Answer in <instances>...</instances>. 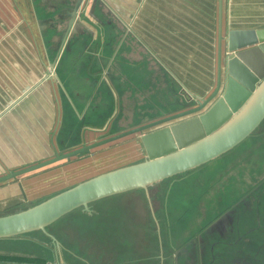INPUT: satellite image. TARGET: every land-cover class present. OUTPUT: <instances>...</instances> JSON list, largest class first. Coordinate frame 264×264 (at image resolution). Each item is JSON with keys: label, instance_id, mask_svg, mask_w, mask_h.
<instances>
[{"label": "crops", "instance_id": "1", "mask_svg": "<svg viewBox=\"0 0 264 264\" xmlns=\"http://www.w3.org/2000/svg\"><path fill=\"white\" fill-rule=\"evenodd\" d=\"M38 1L0 0V176L82 142H96L97 135L122 132L129 118L123 104L129 99L138 103L141 94L149 93V87L140 91V82L149 76L145 67L147 77L140 75L145 63L155 72L152 76L163 72L168 82L179 84L189 104L185 109L192 108L215 89L219 36L223 60L229 30L264 28V0H221L220 9L219 0H146L140 31L130 29L129 15L115 13L126 30H109L86 18L90 34H74L65 29L66 18H56L51 6L56 0ZM90 24L99 28L92 31ZM152 103L141 107L151 109ZM125 156L120 161L126 165L146 157L144 150ZM83 159L0 183V216L69 188L60 189L66 177L72 181L89 166L91 159Z\"/></svg>", "mask_w": 264, "mask_h": 264}, {"label": "rangeland", "instance_id": "2", "mask_svg": "<svg viewBox=\"0 0 264 264\" xmlns=\"http://www.w3.org/2000/svg\"><path fill=\"white\" fill-rule=\"evenodd\" d=\"M144 1L98 0V13L111 20L109 30H126L120 28L115 16L117 13L125 18L129 15L130 29L140 31ZM90 2L87 0L84 10H89ZM48 17L50 20L51 16ZM91 27L92 31L99 28L93 24ZM144 67L149 71L148 77L143 73ZM157 67L155 70L159 71ZM151 68L147 63L140 65V75L147 77L145 83L140 82V91L144 92L148 87L150 90L140 95L138 103L129 99L128 104H123V113L127 111L129 118L123 123L126 126H122V131L177 113L189 105L183 100L186 92L179 84L168 82V75L163 72L159 77L152 76L155 72ZM152 101L155 103L153 108L141 107L147 104L150 107V103L154 105ZM136 104L139 105L138 110L134 108ZM70 122L75 125L73 119ZM114 134L97 135L94 141ZM253 134L221 158L177 175L173 178L176 182L171 183L172 178H169L147 187L148 197L142 189L110 196L89 204L87 209L80 208L60 218L46 228L47 234L36 232L0 239V264H174L176 252L180 253L178 264H181L185 259L186 244L192 240L195 242L196 234L206 223H211L233 205L238 206L234 218L236 214L246 216L253 211L250 208L248 212L241 206L248 202L254 207L256 198L243 196L264 181V120ZM79 145L75 147H81ZM131 151L143 152L139 134L93 149L80 157L91 159L82 175L75 176L72 181L66 177L67 183L60 189L126 165L129 162L120 161V158L129 156ZM93 161H97L95 165H91ZM257 198L264 202V192ZM249 218L252 222L250 215ZM249 218L239 222L242 244L248 242L246 232L255 225L248 224ZM233 238L236 236L231 234L222 242L226 247L232 243L224 257L233 255L249 260V253L242 249V244L238 247ZM226 247L214 246L213 249L225 251ZM207 258L213 261L209 252Z\"/></svg>", "mask_w": 264, "mask_h": 264}, {"label": "water", "instance_id": "3", "mask_svg": "<svg viewBox=\"0 0 264 264\" xmlns=\"http://www.w3.org/2000/svg\"><path fill=\"white\" fill-rule=\"evenodd\" d=\"M80 2L75 4V13ZM220 42L219 36L215 89L192 108L1 175L0 183L13 180L134 134H139L146 155L142 161L86 179L32 207L0 216V239L46 233L47 227L74 210L87 209L89 204L110 196L146 190L154 183L208 164L248 139L264 120V28L229 30L223 60Z\"/></svg>", "mask_w": 264, "mask_h": 264}, {"label": "flooded vegetation", "instance_id": "4", "mask_svg": "<svg viewBox=\"0 0 264 264\" xmlns=\"http://www.w3.org/2000/svg\"><path fill=\"white\" fill-rule=\"evenodd\" d=\"M77 1L78 0H57V4L53 3V5H51L55 8L54 10L56 12V18H59L60 20L66 18L65 29L69 30V32H75L74 34H90V28L85 26L84 21L86 20V18L92 19L94 22H96V24L101 25L103 28L111 25V20L106 19L107 15H105L104 17L103 15H99L98 12L100 6L98 4V0H91L89 4V10H84L87 4V0H81L75 13L74 8ZM85 11L87 12L85 13ZM90 13L95 16V19L92 18ZM76 18L80 20V23H77V21L75 20ZM253 136L254 134H252L249 138ZM173 178L174 177H172L171 183L176 182V180ZM259 185L260 186L254 188V190L250 192V194H248L247 196H243L247 198L251 196L253 199L256 198L254 207H252V204L248 202H243L244 206H241L247 208L248 212L250 208L253 209V211H250L248 214H246L248 218L250 215L253 220L252 222H250L249 218L248 224L255 223L254 227L249 228L248 232H246V235L249 238L248 242L246 244H242L243 242H240L242 234L240 233L241 228L239 227V222L243 220L248 221V218L246 216H241L238 214H236L234 218V211L238 206L234 207L233 205L230 209L221 212L222 214L216 217L211 223H206L196 234L195 242L194 240H192L186 244L185 259L181 262V264H264V217L261 218V215L264 216V202H260L257 198L258 195L264 192V181H262ZM144 192L147 197L150 196V192L147 189L144 190ZM154 194L157 193L155 192ZM154 194L151 193V195ZM231 234H234V237L236 236V238H233V241L238 242L236 243L238 247H240L242 244V249H244L245 252L249 253V260H245L233 255L230 257H224L228 250L227 247L232 243L228 244V246L226 247L222 245V242L227 237H230ZM214 246L226 247V250L216 251L213 249ZM208 252L209 257L211 258V260H213L212 262L207 258ZM179 255V252H176L173 255L174 264L179 263Z\"/></svg>", "mask_w": 264, "mask_h": 264}, {"label": "trees", "instance_id": "5", "mask_svg": "<svg viewBox=\"0 0 264 264\" xmlns=\"http://www.w3.org/2000/svg\"><path fill=\"white\" fill-rule=\"evenodd\" d=\"M128 137V136H127ZM119 141V140H118ZM99 149V148H98ZM188 172V171H187ZM184 173H186V172H184ZM180 175V174H179ZM75 211V210H74ZM73 212V211H72ZM38 233L40 232V231H37ZM32 233H36V232H32ZM29 234H31V233H29ZM25 235H28V234H25ZM22 236H24V235H22ZM17 237H19V236H17Z\"/></svg>", "mask_w": 264, "mask_h": 264}]
</instances>
